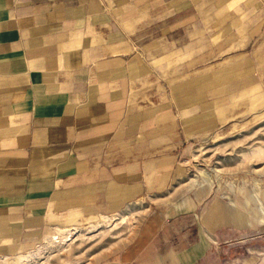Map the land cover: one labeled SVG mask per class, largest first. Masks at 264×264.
<instances>
[{"label": "rangeland", "instance_id": "1", "mask_svg": "<svg viewBox=\"0 0 264 264\" xmlns=\"http://www.w3.org/2000/svg\"><path fill=\"white\" fill-rule=\"evenodd\" d=\"M126 4L138 11L130 40L150 65L129 93L139 123H156L147 186L49 211L4 264H148L182 232L220 233V264H264V0ZM123 162L128 171L135 161ZM233 214L256 223L234 226Z\"/></svg>", "mask_w": 264, "mask_h": 264}, {"label": "crops", "instance_id": "2", "mask_svg": "<svg viewBox=\"0 0 264 264\" xmlns=\"http://www.w3.org/2000/svg\"><path fill=\"white\" fill-rule=\"evenodd\" d=\"M146 1L172 0H0V263L42 233L49 211L147 186L156 123H139L129 93L150 65L130 40L138 11H126ZM213 237L182 232L148 264H220Z\"/></svg>", "mask_w": 264, "mask_h": 264}, {"label": "bare ground", "instance_id": "3", "mask_svg": "<svg viewBox=\"0 0 264 264\" xmlns=\"http://www.w3.org/2000/svg\"><path fill=\"white\" fill-rule=\"evenodd\" d=\"M71 234V233H70ZM67 235H69V233H67ZM55 238V237H54ZM67 239H71V235H69V236H67ZM2 259V258H1ZM2 262V261H1ZM5 263V259L3 260V262H2V264H4Z\"/></svg>", "mask_w": 264, "mask_h": 264}]
</instances>
